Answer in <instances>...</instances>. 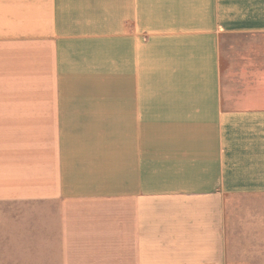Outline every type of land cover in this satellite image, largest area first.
Instances as JSON below:
<instances>
[{
	"label": "crops",
	"instance_id": "0c3cea01",
	"mask_svg": "<svg viewBox=\"0 0 264 264\" xmlns=\"http://www.w3.org/2000/svg\"><path fill=\"white\" fill-rule=\"evenodd\" d=\"M125 30L135 91L73 89ZM23 79L0 264H264V0H0V83Z\"/></svg>",
	"mask_w": 264,
	"mask_h": 264
},
{
	"label": "rangeland",
	"instance_id": "374dc122",
	"mask_svg": "<svg viewBox=\"0 0 264 264\" xmlns=\"http://www.w3.org/2000/svg\"><path fill=\"white\" fill-rule=\"evenodd\" d=\"M125 36H129L131 39L125 41L123 49L118 51L116 56L113 54V58L109 52V61L106 68L107 81L90 84L76 83L73 84L75 86L73 89H82L84 85L86 89L135 91V85H137V83L135 84V30H125ZM0 89H35V82L23 79L22 84L6 83L4 85L0 83Z\"/></svg>",
	"mask_w": 264,
	"mask_h": 264
}]
</instances>
